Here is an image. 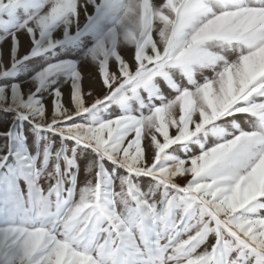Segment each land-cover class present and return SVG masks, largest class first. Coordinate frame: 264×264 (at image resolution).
I'll return each mask as SVG.
<instances>
[{
  "label": "snow or ice",
  "instance_id": "6c2138e0",
  "mask_svg": "<svg viewBox=\"0 0 264 264\" xmlns=\"http://www.w3.org/2000/svg\"><path fill=\"white\" fill-rule=\"evenodd\" d=\"M0 264H264V0H0Z\"/></svg>",
  "mask_w": 264,
  "mask_h": 264
},
{
  "label": "rangeland",
  "instance_id": "374dc122",
  "mask_svg": "<svg viewBox=\"0 0 264 264\" xmlns=\"http://www.w3.org/2000/svg\"><path fill=\"white\" fill-rule=\"evenodd\" d=\"M23 42H24V37L22 36V37H21L22 50H23ZM88 83H89V80H88V78H87V76H86V78H85V82H84V84H85V88H87Z\"/></svg>",
  "mask_w": 264,
  "mask_h": 264
}]
</instances>
